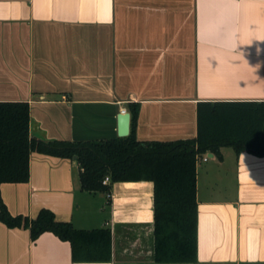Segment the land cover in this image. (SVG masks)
<instances>
[{
  "label": "crops",
  "instance_id": "0c3cea01",
  "mask_svg": "<svg viewBox=\"0 0 264 264\" xmlns=\"http://www.w3.org/2000/svg\"><path fill=\"white\" fill-rule=\"evenodd\" d=\"M0 101L27 102L30 136L47 142L119 138L134 103L138 140L194 138L199 102L264 101V0H0ZM224 148L197 164L194 262L156 259L152 181L88 192L76 159L33 152L29 181L0 186L25 217L0 219V264H264V156ZM43 209L110 229V258L51 231L33 239Z\"/></svg>",
  "mask_w": 264,
  "mask_h": 264
},
{
  "label": "trees",
  "instance_id": "16d2710c",
  "mask_svg": "<svg viewBox=\"0 0 264 264\" xmlns=\"http://www.w3.org/2000/svg\"><path fill=\"white\" fill-rule=\"evenodd\" d=\"M131 132L126 137L102 141H43L30 136L27 102L0 101V186L27 183L33 152L76 159L81 188L109 192L113 182L147 180L154 183L156 259L163 262H194L197 250V160L232 147L264 156V101H201L197 106V135L171 141H140L136 136L137 103L131 104ZM110 176L111 185H103ZM0 219L9 226L25 222L12 216L0 199ZM36 239L51 231L71 243L80 241L101 249L110 258V229L78 230L54 220L43 209L30 222Z\"/></svg>",
  "mask_w": 264,
  "mask_h": 264
},
{
  "label": "water",
  "instance_id": "95a60500",
  "mask_svg": "<svg viewBox=\"0 0 264 264\" xmlns=\"http://www.w3.org/2000/svg\"><path fill=\"white\" fill-rule=\"evenodd\" d=\"M118 136L126 137L130 134L131 114L129 112L120 113L118 118Z\"/></svg>",
  "mask_w": 264,
  "mask_h": 264
},
{
  "label": "rangeland",
  "instance_id": "374dc122",
  "mask_svg": "<svg viewBox=\"0 0 264 264\" xmlns=\"http://www.w3.org/2000/svg\"><path fill=\"white\" fill-rule=\"evenodd\" d=\"M223 151H225L226 155H229V154H232V153H235L234 152V149L232 147H227V148H224ZM226 166L223 165V167L226 169L229 168L230 166V163L227 161L226 163ZM205 167V162H201V164H199V168H198V171L200 172H203V168ZM221 167V170L222 171H225V169Z\"/></svg>",
  "mask_w": 264,
  "mask_h": 264
},
{
  "label": "built area",
  "instance_id": "2783aa9c",
  "mask_svg": "<svg viewBox=\"0 0 264 264\" xmlns=\"http://www.w3.org/2000/svg\"><path fill=\"white\" fill-rule=\"evenodd\" d=\"M208 160V157L207 155H204L203 157H200L198 160H197V164L200 162V161H207ZM103 185H111V178L110 176H106L103 180ZM108 195L110 196V193L108 192Z\"/></svg>",
  "mask_w": 264,
  "mask_h": 264
}]
</instances>
